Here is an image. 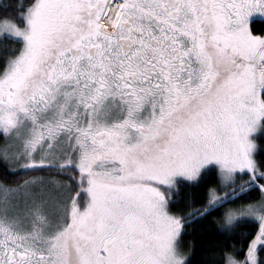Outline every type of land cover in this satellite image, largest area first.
<instances>
[{"label":"snow or ice","instance_id":"snow-or-ice-1","mask_svg":"<svg viewBox=\"0 0 264 264\" xmlns=\"http://www.w3.org/2000/svg\"><path fill=\"white\" fill-rule=\"evenodd\" d=\"M208 222L264 264V0L0 8V264H193Z\"/></svg>","mask_w":264,"mask_h":264},{"label":"trees","instance_id":"trees-1","mask_svg":"<svg viewBox=\"0 0 264 264\" xmlns=\"http://www.w3.org/2000/svg\"><path fill=\"white\" fill-rule=\"evenodd\" d=\"M18 3L20 0H2L0 8ZM196 192L195 188H186L182 190L181 196H195ZM184 245L185 248L189 245L193 248V264H211L218 259V250L224 247V239L218 234L216 226L208 222L206 226L194 225L185 235Z\"/></svg>","mask_w":264,"mask_h":264},{"label":"rangeland","instance_id":"rangeland-1","mask_svg":"<svg viewBox=\"0 0 264 264\" xmlns=\"http://www.w3.org/2000/svg\"><path fill=\"white\" fill-rule=\"evenodd\" d=\"M0 2H2V0H0ZM2 5V4H1Z\"/></svg>","mask_w":264,"mask_h":264}]
</instances>
